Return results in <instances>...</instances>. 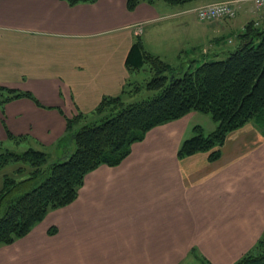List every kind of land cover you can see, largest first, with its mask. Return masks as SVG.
Here are the masks:
<instances>
[{
  "label": "crops",
  "instance_id": "obj_1",
  "mask_svg": "<svg viewBox=\"0 0 264 264\" xmlns=\"http://www.w3.org/2000/svg\"><path fill=\"white\" fill-rule=\"evenodd\" d=\"M210 1H142L129 10L126 0H0V84L36 99L5 102L0 141L8 130L55 149L67 118H92L104 95L139 81L143 68L124 63L137 36L147 52L176 65L169 53L177 60L214 47L259 16L238 0L237 14H256L236 32L224 19L197 18ZM194 112L149 129L119 164L87 172L72 202L0 245V264H232L251 250L264 233V128L249 120L232 130L216 160L203 151L178 157Z\"/></svg>",
  "mask_w": 264,
  "mask_h": 264
},
{
  "label": "trees",
  "instance_id": "obj_2",
  "mask_svg": "<svg viewBox=\"0 0 264 264\" xmlns=\"http://www.w3.org/2000/svg\"><path fill=\"white\" fill-rule=\"evenodd\" d=\"M74 5L95 0H65ZM126 0L131 10L139 2ZM180 4L191 0H163ZM232 49L208 58L191 57L171 65L147 52L139 36L125 56L130 70L148 67L142 81L127 80L117 95H104L91 115L78 113L66 119L65 133L58 139L63 156L49 160L44 149L28 144L27 135L8 130L7 143L0 141V169L10 163L27 162L31 170L24 178L3 175L0 187V245L24 236L43 219L49 209L72 202L87 172L100 164L117 165L130 151L133 142L143 139L152 127L182 117L191 111L210 114L215 127L204 132L200 125L180 143L177 156L199 151L212 161L221 155V146L229 132L253 120L264 128V27L248 21L236 34ZM255 39H258L255 41ZM147 95L127 102L141 90ZM33 94L0 84V109L5 102ZM80 122L79 126H76ZM22 147L20 152L14 148ZM14 147V148H13ZM23 170L18 169L15 174ZM53 232V229L50 230ZM232 264H264V233L251 250Z\"/></svg>",
  "mask_w": 264,
  "mask_h": 264
},
{
  "label": "rangeland",
  "instance_id": "obj_3",
  "mask_svg": "<svg viewBox=\"0 0 264 264\" xmlns=\"http://www.w3.org/2000/svg\"><path fill=\"white\" fill-rule=\"evenodd\" d=\"M214 1H220V0H213ZM212 2V1H210ZM244 4H246V6L249 8V9H252L253 8V3L252 1L248 0L246 1ZM203 5V4H202ZM201 5V6H202ZM254 9V8H253ZM256 13L254 11H249L247 12L246 14L244 13H240V14H237L233 17V18H226L222 21L226 22L227 24H233L234 27H236L235 31L238 32L240 27H241V24L243 22H245L246 20H249L250 18L254 17ZM246 24V23H245ZM244 25V24H243ZM170 30H165L166 33H168ZM175 33V30H172V34ZM228 38H230V42L227 41ZM258 39H255V41H257ZM237 38H236V34L234 33H231V34H226V35H223L222 37H220V40L217 44H215L214 47H212L211 45H205V46H200L198 48V50H195V52L193 53V57H196V58H210L211 55L213 53H221L225 50H228V49H232L234 47L235 44H237ZM203 48H205V50H203ZM215 52H214V51ZM190 54V53H189ZM189 54H187V56L183 53H181L179 55V57L177 58V60H175V58H173V56L170 55V53L166 56V59L168 61L171 62H179L181 60H185L186 58L189 59L191 58L192 56H190ZM144 71H139V73L135 74L134 77H136V79L138 78V82H142L144 78L147 77V75L149 74L148 72V67L145 65V67L143 68ZM145 76V77H143ZM147 95V91H145L144 89L141 90L140 92L138 93H135L131 96H126L125 97V101L127 102H133V101H138L140 99H142L143 97H145ZM87 116V115H86ZM92 116H95V118L98 116V114H95V115H92ZM91 117L88 118V116L86 117L85 120H88L90 119ZM193 125H200L202 127V129L204 130V132H208V131H211V129H213L216 125V122L211 118L210 114L208 113H203V112H199V111H195L188 119V128L186 129L187 132H191L193 130H191L192 126ZM192 133V132H191ZM188 137V135H187ZM63 147H56L55 149L53 150H50L49 152H46L48 153V159L49 160H53V159H58L57 156H61L62 157V153H63ZM14 148V147H13ZM16 149L17 151H21L23 150V146L22 147H17V148H14ZM29 164L27 162H18V163H10V164H7L6 166L2 167L0 169V178H1V183H0V187H1V184H2V178H3V175L4 174H7L8 176H11V177H14V178H17V179H20V178H24L27 176V171L28 170H31L32 167H29L28 166ZM18 169H21L23 170L22 172H18V175L15 174V171L18 170Z\"/></svg>",
  "mask_w": 264,
  "mask_h": 264
},
{
  "label": "built area",
  "instance_id": "obj_4",
  "mask_svg": "<svg viewBox=\"0 0 264 264\" xmlns=\"http://www.w3.org/2000/svg\"><path fill=\"white\" fill-rule=\"evenodd\" d=\"M238 0H220L203 4L196 10L201 21H215L233 18L237 13ZM253 7L259 16L252 20L253 26H264V0H252Z\"/></svg>",
  "mask_w": 264,
  "mask_h": 264
}]
</instances>
